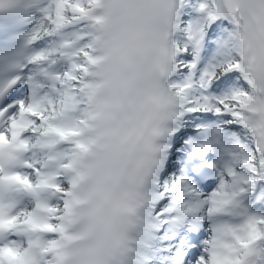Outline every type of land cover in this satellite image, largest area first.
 Returning <instances> with one entry per match:
<instances>
[{
	"label": "snow or ice",
	"instance_id": "1",
	"mask_svg": "<svg viewBox=\"0 0 264 264\" xmlns=\"http://www.w3.org/2000/svg\"><path fill=\"white\" fill-rule=\"evenodd\" d=\"M0 264H264V0H0Z\"/></svg>",
	"mask_w": 264,
	"mask_h": 264
}]
</instances>
